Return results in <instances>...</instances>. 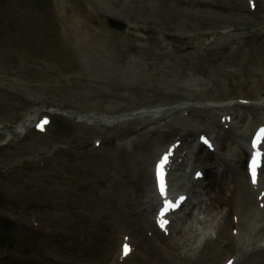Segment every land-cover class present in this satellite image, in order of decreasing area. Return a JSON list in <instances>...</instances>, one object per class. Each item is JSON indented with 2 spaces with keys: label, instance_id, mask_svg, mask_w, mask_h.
Segmentation results:
<instances>
[{
  "label": "rangeland",
  "instance_id": "1",
  "mask_svg": "<svg viewBox=\"0 0 264 264\" xmlns=\"http://www.w3.org/2000/svg\"><path fill=\"white\" fill-rule=\"evenodd\" d=\"M263 66L264 0H0V264H264V164L252 186L239 132L264 125V105H229L222 122L198 104L264 101ZM174 142L177 180L201 157L210 169L165 210L153 169ZM239 193L261 210L252 222L222 204ZM209 197L212 231L193 246Z\"/></svg>",
  "mask_w": 264,
  "mask_h": 264
},
{
  "label": "bare ground",
  "instance_id": "2",
  "mask_svg": "<svg viewBox=\"0 0 264 264\" xmlns=\"http://www.w3.org/2000/svg\"><path fill=\"white\" fill-rule=\"evenodd\" d=\"M264 67V66H263ZM243 101H246L244 103H248V104H253V102H258V100H253V99H241ZM242 101V102H243ZM220 104V106H224V103L223 102H218ZM27 119V118H26ZM24 120L23 122H21L18 126H16L11 133H15L16 135H21L25 132V129L27 127V122L29 120ZM250 127V128H249ZM251 129V124H249L247 126L246 124V121L244 122H239V132L242 134L240 136V140L242 139V137L246 136L247 132ZM263 143L262 145L264 146V139H262V142ZM239 144H241V142H237L236 143H231L229 146H228V153L230 156L234 157L236 155V152L237 150H239ZM263 148V147H262ZM253 151L258 154L260 152H262L263 150L261 149L260 146H257V147H254L253 148ZM205 157V156H204ZM201 160H199L198 162H196L192 168H194V170H192L191 172H189L188 174L187 173H184V176H183V181H187L188 183L191 182L192 178L194 177L195 173L197 171H199L200 169H202L203 171L206 170L207 166L209 165L208 161L206 160H203V157L200 158ZM203 160V161H202ZM240 167V166H239ZM210 168H208L207 170H209ZM165 178H167L166 175H164ZM172 175H169L168 179L171 177ZM208 177H216V176H213V175H210L207 176V178H205V182L208 180ZM174 182L173 181V184H171L170 186V189H168V197L167 199L168 200H174L172 199L171 196L175 195V196H178L180 194H182L181 192H183V190H180V191H174L175 188L177 189V183H176V186L174 185ZM210 183V182H208ZM262 181L261 182H258L257 184H259V186L261 185ZM164 184H166V182H164ZM212 182L210 183L211 187H213L216 183L213 184L212 186ZM263 185V184H262ZM224 187V189L221 187H219V190H224V191H221V192H225L227 191H232L235 189V187H231V185H229L228 183L224 182V185H221ZM264 186V185H263ZM211 187L209 188V190L211 189ZM218 188V187H216ZM204 196H208L207 195H204ZM221 196V195H220ZM218 196V197H220ZM237 201L235 202V206H234V201L233 199L231 198H226L224 199V202L222 204H224V206H228L229 207V211H233V207L234 209L241 213V216H244L245 214V219L246 220H249L250 222L254 221L256 219L255 217V214L258 215L261 210L257 209L256 212H254V208H253V205L250 203V200L248 197L244 196V194H240L237 196ZM211 197L207 198V200H204L202 202H200V204L194 208V211L197 216L199 215L200 217H202V220H197L196 221V227H195V232L191 235L190 239H189V243L193 246H197L200 241L203 239V238H206L208 237V234L212 231V227H211V224H212V219L209 218V202L207 201H210ZM220 201V198L219 200ZM217 201V203H218ZM203 209V210H202ZM232 214V213H231ZM248 221V222H249ZM236 224V223H235ZM239 225V224H238ZM247 227H245L244 229V233L246 231V234H247ZM239 231V232H238ZM238 236L236 238H239V236L241 237L242 236V232H241V229H240V225L239 227L237 228V232H235ZM260 241H263L264 243V236L259 238V242Z\"/></svg>",
  "mask_w": 264,
  "mask_h": 264
}]
</instances>
